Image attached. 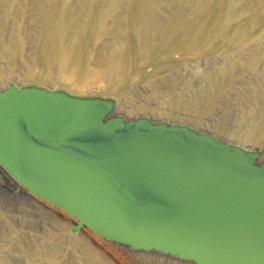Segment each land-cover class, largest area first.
Segmentation results:
<instances>
[{"label": "water", "instance_id": "water-1", "mask_svg": "<svg viewBox=\"0 0 264 264\" xmlns=\"http://www.w3.org/2000/svg\"><path fill=\"white\" fill-rule=\"evenodd\" d=\"M116 105L113 94L7 81L0 170L72 219L69 233L189 264H264L259 150Z\"/></svg>", "mask_w": 264, "mask_h": 264}, {"label": "rangeland", "instance_id": "rangeland-1", "mask_svg": "<svg viewBox=\"0 0 264 264\" xmlns=\"http://www.w3.org/2000/svg\"><path fill=\"white\" fill-rule=\"evenodd\" d=\"M113 1V5H110L111 0H0V67H5V52L12 53V58L18 66L24 62L29 47L41 37L45 16L49 12L47 9L50 10L52 3L64 6L67 18L71 19L72 15L76 16L78 13L80 17L73 19H79L84 27L92 23L95 11H101L103 15L105 12L104 26L112 24L126 28L123 32L126 35L125 43H129L130 23L139 18L137 12L146 10V21L155 29L154 44L164 37L170 38V41L175 37L193 40L201 39L203 35H211L205 38V41H199L201 44L191 48L172 52L161 51L158 55L156 53L147 65L141 61L137 62L136 72L122 89L110 90L106 80L80 88L62 79L53 86L79 93L113 94L117 97L114 112L123 117L130 118L142 114L153 120L185 122L223 140L232 142L234 139L244 147L258 149L257 160L264 162V0ZM69 11L76 15H70ZM79 11H82V15ZM174 24L177 27L172 29L176 31L171 35V27ZM109 36L110 31L105 30L100 38L94 40L93 53L102 49L101 44L109 42ZM154 66L156 68L150 85L141 79L150 75ZM15 70L10 73L4 70L0 72V87L9 80L15 83L43 82L37 76L23 80L18 74V69ZM219 76H224L223 82L215 94L209 97L203 86L206 81L218 80ZM166 90H172L178 96L182 95L181 99L186 103L190 101V110L187 112L178 107L177 113L176 105L175 108L167 107V103L162 106L158 104L157 96L163 95ZM151 91L154 98L148 103L154 106L152 112L135 111L132 114L122 110L128 103L124 97L125 93L139 100ZM163 97L167 99L168 92ZM205 104L208 109L195 118L193 111L197 107L206 106ZM161 107L163 111H166L167 107L172 114H160ZM255 123L260 126L257 127ZM220 124L222 131L230 138L216 131ZM245 133L249 137H244ZM14 190L12 181L0 170V264H34L36 244L43 239H54L57 248L64 252V256L58 258L68 261V264H77L79 250L95 255L93 258L89 254L86 264H189L155 253L129 251L96 237L84 228L69 233L67 229L73 222L72 219L56 207L21 194L17 189L13 194ZM4 191L9 193L4 194ZM57 222H60L61 228ZM76 236L86 241L78 247V251L72 252L67 242L68 238ZM46 246V250L50 251L51 245L46 243ZM83 255L86 258L85 254Z\"/></svg>", "mask_w": 264, "mask_h": 264}, {"label": "bare ground", "instance_id": "bare-ground-1", "mask_svg": "<svg viewBox=\"0 0 264 264\" xmlns=\"http://www.w3.org/2000/svg\"><path fill=\"white\" fill-rule=\"evenodd\" d=\"M113 3L114 1L111 0L110 5H113ZM51 5V8H49L50 10L47 9V11L49 12L45 11V13L47 12V15L45 16L46 19L44 20V28L41 30V37L36 43H33L32 46L29 47V50L25 55L24 62L21 63L20 66H18L15 60L12 58V53L5 52L4 49L3 52H5L6 63L4 68L0 67L1 73L3 70L6 73H10L15 69H18V74L20 75L21 79L24 80L27 79V77L31 78L37 76L43 80V82L40 81V83L46 84L48 86H53L62 79H65L68 84H75L80 88H86L88 86L98 84L106 80L108 82L109 89L115 90L120 89L123 85L128 84V81L133 77V73L137 70L135 68V64L137 62L141 61L144 62V65H147L151 63L152 57L156 53L158 55V53H160L161 51L168 52L171 50L172 52L183 50L185 48H191L195 45L201 44L199 41H205V38L211 35L208 34V36L205 35V37L203 35L201 36V39L194 38L193 40H191L190 38L186 40L181 38L177 39V37H175L170 41V38L164 37L162 40L157 41L156 44H154L153 36H155V29L149 22L146 21V10L145 12L138 10L139 12H136L139 14V18H132L133 20L130 23L129 27L127 26L130 32V34L128 35L129 43H125L124 40L126 35H124L123 32H125L126 28L124 26L118 25L113 26L112 24H110L108 27L104 26L105 12L103 15V12L101 13V11H95V13L93 11L94 18L92 20V23L89 26L84 27L81 25L82 23L79 19H73L76 18V16L80 17V15H78L76 11L75 12L77 13V15L73 13L74 10L72 12L69 11L70 15L71 13L76 15H72L74 17L71 16L70 19V17L68 16V12L67 16L69 18L66 17V9L64 8V6L54 3H52ZM82 11L81 13L79 11V14L82 15ZM85 12L86 11H84V13ZM176 24L171 27V35L174 33V31H176L175 29H172L177 27ZM105 30L110 31L111 37L109 36V42L105 45L101 44L100 46L102 49H100L97 53H93L94 40L100 38L104 34ZM155 68L156 66L152 68V72L150 73V75L141 80L150 83L151 85V76L154 73ZM223 77L224 76H219L218 80L211 78L212 80L206 81L203 89L205 90V93H208L207 95L209 97L215 94V92L218 90L219 86L223 82ZM152 92L153 91H151L147 95H144V97L140 98L139 100H135L133 99V97L128 95V93H125L124 97L126 98L128 103L122 108V110L125 113H132L135 111L140 113L152 112V107L154 108V106L148 103V101L151 100L152 97L154 98ZM167 92L169 97L165 99V97L163 96H165ZM164 93L163 95L160 94L159 96H157V98L155 97L156 102L161 106L166 103L167 107L176 105L177 109H175V111L177 113L178 107H182L187 112L190 110V108L188 107L190 106V101L188 100L189 103H186V101L184 102L183 99H181L182 95L178 96V94L174 93L172 90H166L164 91ZM131 99L133 101H131ZM206 101L207 100H205V102ZM199 102H197V104H199ZM205 105L206 106L204 107H197L196 109L194 108L195 111L193 112L195 114V118H198L204 111L208 109L207 104ZM167 107L166 109L168 110ZM162 108L163 107L160 108V114H172L171 111H165V109L163 111ZM153 114L158 117L156 112H154ZM248 114L249 113H247V116ZM258 125L256 124L257 127L260 126ZM213 130L215 131V129ZM216 131L230 138V136H228L226 132L222 131L221 124L220 126H218V129L216 128ZM243 135L245 137L247 134L245 133ZM232 142L237 143V141H234V139H232ZM15 190L13 191V194L14 192H16ZM19 192L21 191L19 190ZM5 193L9 192L4 191V194ZM21 194H23V192H21ZM57 225L59 226V228H61L60 222H57ZM84 241L86 240L78 236L68 238V248H70L72 252L78 251V247L85 244ZM46 243H49V245H51L50 251L46 250ZM36 252L37 254L35 256L37 259L35 258L34 264H68V261L60 260L58 258L63 257L64 252L62 249L57 248V244L54 239H43V241H39L36 244ZM83 254H85L86 258H84ZM89 254L90 253H86V251L79 250V254L77 255L76 260L77 264H86L87 260L89 259ZM90 256L93 258L95 257L93 253L90 254ZM57 258L59 260H57Z\"/></svg>", "mask_w": 264, "mask_h": 264}]
</instances>
